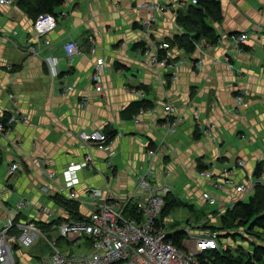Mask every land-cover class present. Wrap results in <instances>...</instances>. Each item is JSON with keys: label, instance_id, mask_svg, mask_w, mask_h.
<instances>
[{"label": "crops", "instance_id": "1", "mask_svg": "<svg viewBox=\"0 0 264 264\" xmlns=\"http://www.w3.org/2000/svg\"><path fill=\"white\" fill-rule=\"evenodd\" d=\"M152 1L163 8L156 11L147 33L142 26L150 9L145 4ZM220 1L223 19L215 23L220 41L211 47L202 39L191 53L174 43L176 35L185 33L178 12L187 9L190 0H65L57 8V27L45 36L37 34L35 20L15 0L0 4V122L19 117L0 131V231L9 216L16 224L34 221L49 227L47 236L58 238L66 254L88 252L90 239H60L50 225L88 217L92 206L85 195L91 187L110 189L123 199L149 169L154 180L173 185L171 197L187 205L164 217L170 233L183 230L179 226L184 220L171 217L179 208L189 210L184 222L192 225V233L214 232L211 226L222 225V215L244 196L235 188L215 189L200 172L210 170L221 180L232 175L236 182H246L256 177V165L264 161V0ZM242 33L248 38L240 51L232 35ZM70 39L81 49L73 57L65 50ZM164 41L173 43L170 57L181 61L178 71L155 66L144 55L146 49L154 54L152 44ZM141 42L145 49L135 46ZM98 57L104 58L102 92L92 79ZM240 95L244 102L238 104ZM143 98L151 108L130 119L122 116ZM167 104L176 112L168 113ZM83 130L115 131L116 136L107 149L89 148L79 137ZM88 152L95 167L67 173ZM238 159L244 165H238ZM14 163L19 168L11 174ZM227 168L231 170L225 175ZM48 171L56 174L53 181ZM176 181H183V187L175 189ZM69 182L85 200L69 199L72 208L60 201L66 197L62 185ZM178 190L187 199L177 195ZM204 191L216 201L206 200ZM194 193L202 202L193 200ZM23 198L29 204L18 209ZM14 227L7 260L0 264L48 260L52 249L47 241L40 238L23 247L19 228ZM186 239L182 246H192Z\"/></svg>", "mask_w": 264, "mask_h": 264}, {"label": "built area", "instance_id": "2", "mask_svg": "<svg viewBox=\"0 0 264 264\" xmlns=\"http://www.w3.org/2000/svg\"><path fill=\"white\" fill-rule=\"evenodd\" d=\"M196 4L197 0H190ZM13 0H0V4H12ZM145 7L150 9L149 18L143 22V30L149 32L156 21V11H161L163 6L152 1L146 3ZM67 14L66 11L61 12ZM58 25V17L52 13L40 15L34 22V29L39 36L48 35ZM248 38L247 33L234 34L232 39L240 51L244 50V42ZM220 41V38L218 42ZM49 42V41H48ZM199 43H197L198 45ZM153 49L155 53L150 55L146 49L144 55L149 56L150 63L155 66L170 67L178 71L181 61H172L170 57L171 46L168 42H154ZM213 46V45H209ZM65 50L69 57L81 51L79 43L70 39L65 44ZM96 47L91 48L93 54L96 53ZM165 50L166 54L160 52ZM230 61L229 57H226ZM202 61L199 59L198 64ZM104 69V58L98 57L93 71L92 79L96 89L103 91L102 71ZM69 89H72L69 87ZM238 104L244 102L243 96H239ZM168 113L176 112L172 104L166 105ZM19 117L12 115L8 123H12ZM8 123L0 122V131H6ZM175 123L170 125L173 128ZM80 139L89 147L107 149L109 138L106 132L94 130L87 132L80 131ZM151 154H163L165 151L150 150ZM238 165H244V162L238 159ZM91 168L95 167L93 155L88 152L84 161L80 164H71L67 173H76L77 167ZM19 165L14 163L10 167V173L13 174ZM231 169H224L225 175L230 173ZM75 171V172H74ZM47 177L54 180L56 174L53 171L46 172ZM201 176L210 180V185L215 189L235 188V190L245 197H250L255 190V186L263 183V175L252 177L246 182H236L232 175L226 176L223 180L219 179L210 170H202ZM169 173L166 174V179ZM74 182L62 185V190L69 199L85 201L75 190ZM173 192V185L168 181H156L151 176L150 169L138 176V182L135 189L130 191L123 199L117 198L110 189L107 191L101 188L91 187L86 191L88 203L92 206L89 216L83 220L68 219L54 225L53 228L58 231L60 239L67 241H78L82 238L90 239V250L80 254H66L59 245L56 237H48L46 232L34 221L15 223L11 216L8 217L6 225L0 231V263L7 260L10 251V232L14 226L19 228L18 241L23 247H31L40 238H45L52 252L48 260L42 264H201L199 257L210 250L220 249L225 246L219 241L218 235L221 231L206 232L202 234L192 233V225L186 224L183 230L187 233L186 242H192L191 246H177L169 239L170 231L167 227L166 219L163 217V211L166 207V197ZM203 197L214 203L216 198L210 191H204ZM244 198L242 200H244ZM28 201L23 198L17 202L16 207L22 209L28 206ZM234 206V205H233ZM47 210V208L45 209ZM224 233V232H223ZM226 233V232H225Z\"/></svg>", "mask_w": 264, "mask_h": 264}, {"label": "trees", "instance_id": "3", "mask_svg": "<svg viewBox=\"0 0 264 264\" xmlns=\"http://www.w3.org/2000/svg\"><path fill=\"white\" fill-rule=\"evenodd\" d=\"M15 1L31 18L36 20L40 15L47 13L57 15V8L65 0ZM197 1L196 4L190 3L187 9L180 10L177 17V21L179 25L184 28L185 33L183 35H176L174 37V43L178 44L180 48H184L189 53L196 51L197 43L202 39H206L209 45L216 44L220 35L216 30L215 23H220L223 19V8L220 0ZM168 43L172 48L173 43ZM135 46L145 49L146 44L141 42L136 43ZM160 54H166L165 50H162ZM151 107L152 104L143 98L141 101L131 103L123 110L122 116L130 119L141 110H146ZM8 120L9 117H6L1 121L6 125ZM106 134L108 135L109 143L116 136L115 131H108ZM196 137L199 138L200 134L197 133ZM263 173L264 161H261L256 165L254 175L260 177ZM63 198L64 199H60V201L65 203L69 208L74 207L73 204H70L68 197ZM166 200L167 204L163 211V217L167 216L171 210L177 206H187L182 200L173 198L171 195H168ZM40 226L45 232L47 228H49L47 225ZM53 226L54 225H50L51 229ZM211 227L214 231H221L218 235V239L223 245L224 238L233 236L234 239L237 240L240 235L243 239L251 240L253 247L244 255L243 253H235L229 246H222L220 249L203 253L199 257L201 264H264V183H258L255 186L254 193L248 200H240L236 202L233 207L227 209L222 215V225ZM16 233L19 235L20 231L18 230ZM186 234L185 230H178L174 233H170L169 239L177 246L182 247V243L187 237Z\"/></svg>", "mask_w": 264, "mask_h": 264}, {"label": "rangeland", "instance_id": "4", "mask_svg": "<svg viewBox=\"0 0 264 264\" xmlns=\"http://www.w3.org/2000/svg\"><path fill=\"white\" fill-rule=\"evenodd\" d=\"M51 180V179H50ZM53 181V180H52ZM176 188H178L179 186L183 187V181H176ZM210 191H214V188H209ZM177 195H179L181 198H184V199H187V197L185 196V192L184 191H181V190H178L176 191ZM193 200L197 203V201H201V197L200 195H198L197 193H194L193 194ZM249 197H247L246 200H248ZM208 205V204H207ZM189 210L187 209H184V208H179L177 210H175L172 214H171V217L173 219H178V220H184L187 219V217L189 216ZM181 222L179 228H183L186 226V223L185 222ZM221 223V222H220ZM42 240H44V242L46 243V239L45 238H42ZM225 241V243L227 244H224L226 247L229 246L230 248H232V251H234L235 253H243L245 255V253H247L248 251H250L252 248H251V245L250 243L248 242L247 239H243L240 235L238 236V239L235 240L233 236L229 237V239L227 238H224L223 239ZM36 244V243H35ZM48 244V243H46ZM76 252H80L79 250H76Z\"/></svg>", "mask_w": 264, "mask_h": 264}, {"label": "water", "instance_id": "5", "mask_svg": "<svg viewBox=\"0 0 264 264\" xmlns=\"http://www.w3.org/2000/svg\"><path fill=\"white\" fill-rule=\"evenodd\" d=\"M259 183H261V182H259Z\"/></svg>", "mask_w": 264, "mask_h": 264}]
</instances>
